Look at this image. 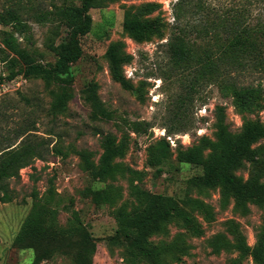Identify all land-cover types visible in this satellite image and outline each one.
<instances>
[{"label":"rangeland","instance_id":"374dc122","mask_svg":"<svg viewBox=\"0 0 264 264\" xmlns=\"http://www.w3.org/2000/svg\"><path fill=\"white\" fill-rule=\"evenodd\" d=\"M176 1L108 0L92 8V29L82 39V58L72 66V97L64 111L52 108L61 87L50 77L2 81L0 154L24 138L41 155L5 180L8 195L0 190V264H135L128 245L118 235L117 211L141 209L139 190L175 196L200 228L197 234L182 221L173 220L165 233L148 239L155 245L176 242L181 248L176 259L166 256V264H258L251 255L242 256L236 244L242 240L253 247L264 237V207L249 202L248 210L243 211L233 198L223 200L221 188L198 185L195 178L202 175L203 167L181 161L179 152L199 144L204 136L216 139L218 107L225 108L235 133L241 131L244 115L264 121V107L243 114L228 91L215 83L193 85L192 75L173 68L168 47ZM193 1H204L215 9L233 4V0ZM147 2H157L159 7L142 18H159L162 27L149 40L137 42L123 29V21L127 12L134 14ZM80 5L81 0H0V14L8 8L18 9L23 22L19 31L12 24L0 23V74L7 76L13 68L8 63L12 54L2 50L3 30L14 32L36 62L54 64L57 47L70 32L67 13ZM258 14L264 16V0L253 13ZM117 41L123 42V51L131 56L123 65L126 83L113 78L106 55L109 45ZM237 76L242 84L264 86L260 72ZM91 85H96L98 96L113 112L112 119L92 115ZM30 129L32 134H28ZM109 133L118 142H126V154L113 160L120 171L105 180L95 179L86 158L99 167L102 140ZM162 143L168 150L161 157ZM257 145L264 146V138ZM209 152L207 149L205 155ZM235 174L248 179L249 163ZM51 180L62 201L57 225L66 232L38 252L16 244L15 237L37 199L35 194L42 198ZM98 189L111 193V201L97 202ZM189 200L204 207L193 206ZM73 226L74 231L68 233ZM79 228L91 235L88 240L79 241ZM69 236L79 242L76 250L69 248ZM217 242L226 243L216 252ZM39 253L44 255L37 260ZM136 264L148 262L143 259Z\"/></svg>","mask_w":264,"mask_h":264},{"label":"trees","instance_id":"16d2710c","mask_svg":"<svg viewBox=\"0 0 264 264\" xmlns=\"http://www.w3.org/2000/svg\"><path fill=\"white\" fill-rule=\"evenodd\" d=\"M108 0H81V5L67 13L70 32L67 38L57 47V59L54 64L36 62L28 49L22 47L10 30H3V51L12 54L8 63L13 67L7 76L0 75L3 80H12L18 76L31 78L47 76L60 84V91L55 93L52 108L59 112L67 107L72 97V66L79 61L84 48L82 39L90 33L93 25L92 8L103 5ZM263 0H233L230 6L222 9L210 8L204 1L177 0L173 7L175 24L172 28V39L169 42L171 64L178 71L192 75V84L215 83L223 91L233 97V104L243 114L260 110L264 107V86L260 84H242L237 75L245 72H260L264 75V16L253 15ZM159 7L157 2H147L140 6L134 14L127 12L123 21V29L137 42L147 41L152 34L161 31L159 18L144 19L142 14H149ZM22 16L18 9L8 8L0 14L3 26L12 24L16 31L23 27ZM123 42L117 41L109 45L106 55L110 62L111 73L115 80L124 82L123 65L130 62L131 56L123 51ZM18 69L16 70V67ZM126 83V81L124 82ZM90 102L95 118L110 120L113 112L109 110L97 94L96 85L90 86ZM217 135L215 140L202 137L199 144L179 152V159L184 162L201 165L202 175L195 178L198 185L221 188L223 200H235L236 206L243 211L248 210L249 202L264 207V146L257 143L264 138V121L250 119L244 115L241 131L233 132L226 119L224 107H218L216 113ZM31 129L28 134H32ZM26 134V132H25ZM22 134L23 136L25 135ZM21 135V136H22ZM19 146V144H21ZM0 154V190L7 193L5 180L18 174L40 152L30 143L22 142ZM161 153L167 154V144H161ZM104 153L100 165L89 162L88 168L95 179L105 180L115 175L120 168L113 163L116 157H124L127 144L117 141L116 136L109 133L102 140ZM61 153L60 149L55 148ZM210 152L205 155V151ZM159 156L157 158L159 159ZM165 156V155H163ZM249 163L248 179L237 176L235 171ZM123 169H121V172ZM143 207L129 213L126 209L117 211L118 235L128 245L132 261L136 264L146 260L148 264H166L165 258L171 255L178 257L180 247L176 242L171 244H152L148 239L158 233H165L167 224L173 220L183 224L199 234L200 228L190 211L185 209L175 196L139 190ZM34 204L25 218L15 243L23 247L36 248L39 252L42 245L49 246L52 240L65 234L58 228V213L62 207L61 196L51 180L47 193L39 198L35 194ZM96 201L109 202L112 194L106 189L95 191ZM193 206L204 207L197 200H189ZM66 208L67 206H63ZM74 222V221H73ZM74 226L68 231L72 233ZM81 240L91 236L86 230L79 228ZM70 238V247L77 249L79 242ZM223 243L217 242L215 251H220ZM242 256L251 255L258 264H264V237L251 247L242 240L236 244ZM44 249V248H43ZM37 255V260L43 257Z\"/></svg>","mask_w":264,"mask_h":264},{"label":"built area","instance_id":"2783aa9c","mask_svg":"<svg viewBox=\"0 0 264 264\" xmlns=\"http://www.w3.org/2000/svg\"><path fill=\"white\" fill-rule=\"evenodd\" d=\"M1 75V74H0ZM4 76V75H3ZM19 77H22L21 75L20 76H18V77H16L15 79H12V80H10V81H14V80H16L17 78H19Z\"/></svg>","mask_w":264,"mask_h":264}]
</instances>
